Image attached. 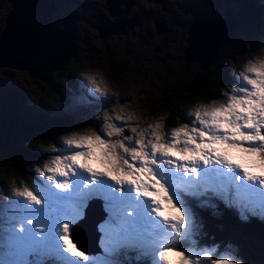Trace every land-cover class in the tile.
<instances>
[{"label":"snow or ice","instance_id":"snow-or-ice-1","mask_svg":"<svg viewBox=\"0 0 264 264\" xmlns=\"http://www.w3.org/2000/svg\"><path fill=\"white\" fill-rule=\"evenodd\" d=\"M89 79L104 96L107 88ZM223 95L198 105L190 123L169 133L158 131L164 128L158 121L151 132L131 127L139 138L124 136V127L105 113L103 135L64 136L63 154L0 200V264H171L169 253L179 258L176 264H240L231 245L224 251L200 246L195 209L219 215V200L241 220L248 214L264 219V60L249 61ZM233 150L248 159L237 163ZM94 199L108 213L100 226L102 256L81 250L72 237Z\"/></svg>","mask_w":264,"mask_h":264},{"label":"rangeland","instance_id":"rangeland-1","mask_svg":"<svg viewBox=\"0 0 264 264\" xmlns=\"http://www.w3.org/2000/svg\"><path fill=\"white\" fill-rule=\"evenodd\" d=\"M10 1L12 0H0V43H5L9 40L6 38L7 36H1V33L7 27L5 22L7 15L5 14V11L9 10L7 2ZM38 1L41 2L42 0ZM86 1L87 3L81 5L72 0H47L49 4L56 3L57 5L60 4L61 7L65 8L64 12L61 9L60 11H57L56 16L53 15V25L56 28H62L64 18L72 15V21H74L78 29L82 31V33L80 32L82 39L79 40V46L76 49L77 52L61 69H56L53 72L49 81H46L45 79L38 80L37 78H33L38 74L32 72L28 73L25 69H17L8 66H12L14 63L20 64L19 60H24L26 64H29L30 67L32 66L36 73H39L41 67L43 69V67L49 64L50 61L52 62L50 67H54L55 65L56 68L60 67L62 63V59L59 57L60 55L58 56V54L53 52L54 56L52 57L51 53L49 54L46 48L38 50V46H31L28 50L24 51H9L19 54L12 55L13 58L10 59V65L6 62L0 65V121L7 123L8 120L9 122L15 123L18 119L25 118L29 115L28 121H37L40 125V132L45 134L49 128L48 122L52 117L60 124L57 126V136L59 137V140H62V142L64 136L71 135L73 133L87 134L89 131H96L98 134L103 135L102 129L104 125L105 113H108L113 117L112 122L116 123L117 126L126 127L127 130H130L131 127H137L138 132L141 129H151L149 128V125H154L156 123V121H153V115L158 114H152V112H149L150 114H148V111L144 109V102L149 103V101H152L153 103L154 101H162L161 96L165 93L163 88H165L166 84L170 86L173 84L171 79H167L156 85H148V82L152 81L154 78L153 64L155 51L153 48L156 47L164 49L167 47L168 49H175V47H177L181 50L183 46L186 45L185 39L189 35V30L186 31L185 28V20L189 19L190 16L192 17L193 14L195 15L192 23L190 24L191 26L194 24L195 19L201 11H206L208 13L206 16L209 21L218 22L222 21V17L224 19L227 18L226 13L224 14V9L227 6L230 7V15L232 18L234 17L233 12H235L239 6V0H165L160 8V2L152 5L149 0H133L135 1V4L137 3L136 7H134L135 4L133 5L134 10L139 12L138 14L142 15V17L137 23L130 24L126 19L131 17L130 15L133 14V9L130 14V11L126 13L125 2L122 3L120 1L118 2V0H113L112 3L115 4L113 10L115 14L111 15L108 11L109 9L105 8L108 12H105V16H109L108 19H105V21L107 20V22H105L106 24L93 26L91 25V21L101 18L95 7H98L99 4L103 7L107 6L105 4V0ZM141 4H145L147 6H142ZM179 4L182 5L181 8H178ZM83 6L86 7L82 8ZM151 6H154V8ZM79 8H82L80 10L83 12V15H76L73 13L67 14V12L72 11L79 12ZM182 9L187 10L186 12H183ZM120 11L121 14L118 15ZM120 17L124 19H120ZM156 18H161L163 21H166L169 29L156 33L153 30L154 20ZM117 19H119V21ZM34 20L37 22L36 18H34ZM115 21H118L119 25L123 22L125 23L123 31L119 32L117 28L114 30L113 26L117 24ZM201 22H203V20H199L196 26H198ZM225 25L226 23L222 25V28H224ZM99 26L107 27L104 31L105 34L102 36L99 35ZM224 30L226 32L225 28ZM20 32V29H16L12 31V34L18 36ZM205 32L206 31L204 30L200 31L198 39H201L203 42L204 40H207L205 43L211 44V42H209V36L211 35L205 34ZM4 33L5 32H3V34ZM234 33L237 34L238 39L240 38L239 41L247 39V43L244 44L242 42V46L246 49L250 47L249 51L251 49H254L255 51L251 52L252 57H250L249 54L248 56L245 55L247 58L246 61L244 60L241 64L237 62V64L241 65L239 66V69L232 67L230 64H228V66H223L222 72L224 75L222 78L223 80L228 78V82L230 84L229 93L231 88L238 83L239 74L245 69L249 61L258 62L260 60H264V38L259 39L252 35L249 38L242 37L244 36V33L241 28ZM223 34L225 33L223 32ZM213 38L216 41L221 39L219 36L217 38L213 36ZM73 39L76 40V36H73ZM16 43L24 45L23 36H19ZM216 43L217 42L213 40V50L211 52H206L205 54L207 56L214 54L215 58L213 61L224 65L227 61L226 56H224V51L228 49L229 41L226 40L219 46H216ZM160 44H162V46ZM113 45H116L122 53L124 52L122 60L125 66L131 65L139 75H142L143 70H149L148 76L145 74L142 76V80L146 81L143 87H140L139 85L134 87L136 82L132 77L122 74V72L117 71L116 68H111V66L104 61V59L107 58L112 59L115 65L121 63L119 61L118 54L114 50H110ZM70 46V49L74 47V42ZM180 50L175 51L178 52ZM199 51L200 50L198 49H193L191 50V55L197 58L194 62L200 61L203 63L201 59L198 60ZM27 52H29L30 55L34 53V55L31 56L30 61L27 59V55H29ZM176 52H174L172 57L167 56L165 60H163L157 68V75H159L164 68L174 67L175 60H177ZM43 55H49L44 58L46 60L45 64L43 62ZM240 58L241 57L238 56L237 60ZM248 58H252V60H248ZM53 59L59 60L54 61ZM75 59H77V62ZM232 62L234 64V60ZM182 69V66H180L177 70ZM46 72H44V74ZM93 76L96 78L97 84L101 87V89L107 88L104 96H100L99 93L93 91L94 86L89 79ZM180 76L181 75H179V77ZM101 81H103V83H101ZM227 90L228 86L224 85L223 92L226 93ZM124 97H129L130 99L124 101L122 99ZM206 104V102L200 103V105ZM197 106L198 100H195L186 105L184 108L188 113H190L193 112ZM178 107L179 106L176 105V108ZM117 114L121 115L123 119L115 120L114 117ZM129 115L134 117L132 120L134 123L131 126H127L124 123V121L127 123L130 122L127 119ZM88 117L91 119L87 120ZM65 118L68 119V122L61 121H64ZM193 119L194 117L189 115V121L191 122ZM144 124H147L146 128H143L142 125ZM148 132H151V130ZM126 136H133L134 139L139 138L133 133H129ZM105 138L107 137L105 136ZM23 139H27V137L23 136ZM107 139L116 140L115 136ZM29 142L31 141L29 140ZM65 150L66 148L61 151L59 155L63 154ZM73 151H75V149ZM232 155L236 159L237 163H243L248 159L245 157V160L242 161L240 157L243 154L235 150H233ZM93 166L99 167L95 163H93ZM249 170L252 171L251 169ZM10 174L11 172L9 171L8 166L2 164L0 166V178L3 179L7 185V181L11 177ZM0 200L4 199L1 198ZM200 210L201 208L195 209L197 213ZM198 216L203 223V217L199 214ZM258 217L261 218L260 216ZM249 218L251 219V217ZM105 221L103 222V225L105 224ZM102 236L104 237V231ZM258 240H261V238ZM229 245L232 246L233 255L240 261V264H246L244 258L239 255L240 253L237 245ZM229 245L220 247V250L224 251V249H226ZM254 249L255 253L258 254L257 257L264 260V242L260 244L256 242V247ZM102 255L103 251L95 254V256ZM168 259L171 264H176L179 258L172 253H169Z\"/></svg>","mask_w":264,"mask_h":264},{"label":"trees","instance_id":"trees-1","mask_svg":"<svg viewBox=\"0 0 264 264\" xmlns=\"http://www.w3.org/2000/svg\"><path fill=\"white\" fill-rule=\"evenodd\" d=\"M264 0H239V6L236 12V18L238 25L236 29L230 33L227 37L228 49L224 51L226 56V63L224 65L192 60L195 58L190 56L189 43L186 40V45L176 52V59L174 67L164 68L162 72L158 73L157 68L165 60L167 56L172 57L175 49H159L154 47V64H153V80L148 82V85H156L164 80L171 79L173 84L170 86L165 85V93H163L162 101L144 102V109L148 111V114L152 112L158 115H153V121L162 122L164 125L160 131L169 133L171 129L179 127L181 124L190 123L189 113L185 110V106L189 103L198 100L200 103L206 102L210 104V101L219 100L224 98L223 87L228 86L226 93H229L230 84L228 78L223 80V66L230 64L234 68L241 66L240 64L247 58L248 54L251 56V52L255 51L251 49L249 51L242 46L247 43V39L239 41L237 34L234 32L242 30L245 38L252 36L259 39L264 38ZM8 9L5 14L13 9L12 1L7 2ZM7 18V16H6ZM241 25V27H240ZM153 30L157 32L156 21L153 25ZM162 46V44H160ZM110 50H114L117 54L118 51L113 45ZM220 52V50L218 49ZM249 51V52H248ZM110 56V55H109ZM238 56L241 58L239 60ZM73 57V56H71ZM111 57V56H110ZM121 63L116 64L112 59H104V61L116 68L117 71H121L124 75L132 76L136 85L143 87L146 81H143L142 76L149 75V70H143L142 75L136 73L135 69L130 65L127 66L129 71H126L123 64V55H118ZM71 60V58H70ZM74 60V59H73ZM77 62V59H75ZM231 60V61H230ZM234 60V64L233 61ZM252 60V58H248ZM81 61V60H80ZM230 61V62H228ZM236 61V62H235ZM79 62V60H78ZM240 63V64H237ZM198 65V66H196ZM182 66V70H177ZM12 67V66H8ZM27 72V70H25ZM116 71V70H115ZM157 75V76H156ZM179 75H181L179 77ZM42 80V79H40ZM153 82V83H152ZM131 97V96H129ZM122 98L127 101L130 98ZM176 105L179 107L176 108ZM150 112V113H149ZM29 115L25 118L18 119L17 122L4 123L0 121V166L2 164L7 165L9 168L10 179L7 181L8 185L0 178V199H5L11 194L13 187H22L24 184H29L33 179L38 177L36 168H42L46 162H49L53 157L59 155L66 146L63 145L62 140H59L57 136V129L60 124L58 121L50 118L48 124L49 128L45 134L40 132V125L37 121H28ZM91 118L88 117L87 120ZM62 122H68V119L61 120ZM30 123V124H28ZM127 126L133 125L131 120L129 123L124 121ZM147 124L142 125L146 128ZM124 136L131 133V129L127 130L124 127ZM150 131L151 129H146ZM26 136L27 139H23ZM109 138V137H107ZM116 137L115 139H120ZM29 140L31 142H29ZM25 141V142H24ZM39 147V148H38ZM54 149L58 151H54ZM203 213L202 234L197 236L198 243L202 247H209L212 245H219L220 247L235 244L237 245L239 255L244 258L246 264H264V260L257 257L255 253L256 242H264V222H259L255 219H251L247 222L233 219L232 212L228 210L222 211V216L218 218L214 216L210 210H205ZM209 215V216H208ZM237 221V222H236ZM261 240H258L260 239ZM130 257H134L135 253H129ZM246 258V259H245ZM131 264H137L135 259L131 261Z\"/></svg>","mask_w":264,"mask_h":264},{"label":"water","instance_id":"water-1","mask_svg":"<svg viewBox=\"0 0 264 264\" xmlns=\"http://www.w3.org/2000/svg\"><path fill=\"white\" fill-rule=\"evenodd\" d=\"M112 1L113 0H106V4L108 6L110 14L114 15L115 12L113 9H114L115 4H113ZM119 1L122 3L125 2V7H126L125 12L127 13L130 9V5L133 3V0H118V2ZM154 1L160 2L162 4L164 3L165 0H154ZM27 2H30L28 3V5H31V9L23 7ZM12 4H13V9L8 12L7 18L5 19L6 26H7L6 29L3 31L5 33L4 34L3 32L1 33V36H7L6 38H8L9 40L6 41L5 43L3 42L0 43V65H2L4 62L10 65L9 62L11 61L10 59L13 58L12 55L19 54L16 52H9V51H19V50L24 51V50H28L31 47V46L28 48L25 47V36H23L24 45L17 44L16 42L19 39V36L12 34L13 30L20 29L22 32V31H27L30 28L35 29L38 25L41 24V20L43 18H45L48 15H53L54 11L56 10V3L49 4L47 0H42L41 2H39L38 0H12ZM25 10H29L32 13L33 17L26 15L24 13ZM120 14H121V11L120 13H118V15ZM71 16L72 15H69L66 18H64L63 26H65L66 25L65 23L69 21V29H66L69 31H66L65 33L63 32L65 30L62 29L63 26L62 28H55L53 24L48 23L47 24L48 31L51 33L50 37L47 40L49 43L46 46H42V45L39 46V49L46 48L49 54L51 53L52 57L54 56L53 55L54 53L58 54V56L60 55L59 57L62 59V63L60 67L56 68L55 67L56 65L54 67H50L52 63L50 61V63L45 65L43 69L41 67L39 73H36L33 70L32 66L30 67L29 64H26L24 60L23 61L19 60L20 64L18 63L12 64V67L17 68V69H23V70L25 69L27 70L28 73L32 72V73L38 74L37 76L35 75V77L33 76L31 77L42 79V80L45 79L46 81H48L51 74L56 69H61L66 63H68L71 56H73L77 52L76 49L79 46V40L82 39L80 31L78 30L75 22L72 21ZM34 18L36 19L38 18L37 22H35ZM229 18H230L229 21L225 19V20L218 21V22H212L207 19L206 13L198 14L194 22L195 25L194 24L192 26L190 25V28L188 31L189 35L187 37V41L189 43L188 50L190 51L189 53L190 56H192L191 47H198V50H200L198 60L201 59L205 63H213V59L215 58V55H214V58L204 59L205 57L204 54L206 52H211L214 47L211 46L210 49L206 50V48H204L203 46H204L205 41L207 42V40H204L203 42L201 39H198L197 37L200 31H203V30L206 31L205 34L211 35L209 36V39H214L213 38V36L215 37L214 33L220 32L221 35H219V38H221L223 35L224 36L219 41H216L215 39L214 41L218 42L216 46L221 45L227 40L228 35L232 33L238 25V20L235 16L233 18L230 16ZM39 19H40V22H38ZM117 20L119 21V19ZM126 20L130 24L133 23L132 19L131 20L126 19ZM197 20L198 21L203 20V22H201L198 26H196V24H198ZM118 21H115V23L117 24L113 27H114V30L115 28H117L118 31L121 32L125 28V23L123 22L121 25H119ZM225 23L226 25L224 28L226 29V32L224 28H222L223 27L222 25H224ZM40 26H43V25H40ZM218 26L220 29L218 28ZM156 27H157V31L159 32L160 30L164 28V22L163 21L156 22ZM106 29H107L106 26H99V30H100L99 35L102 36L103 34H105L104 31ZM223 32L225 34H223ZM67 34H70V37H67L66 36ZM73 36H76V40L73 39ZM73 42H74V47L70 49L71 47L70 45ZM201 42L202 44H200ZM36 45L34 46L36 47ZM32 55H34V53ZM47 56L49 55H46V56L43 55L42 57L44 59ZM191 59L194 60L197 58H191ZM53 60L58 61L59 59L58 60L53 59ZM43 62L45 64L46 60L44 59ZM45 69L47 70V72ZM44 72L46 73L44 74ZM107 217H108V213L105 211L104 202L102 200L94 199L89 202L88 207L84 210V218L80 220L72 229V237H73L74 242L77 243L78 248L85 251L86 253H91L93 255L100 252L101 250L100 245H99V242L101 239L100 226Z\"/></svg>","mask_w":264,"mask_h":264},{"label":"bare ground","instance_id":"bare-ground-1","mask_svg":"<svg viewBox=\"0 0 264 264\" xmlns=\"http://www.w3.org/2000/svg\"><path fill=\"white\" fill-rule=\"evenodd\" d=\"M28 3H30V2H27L23 7L24 8H28V9H31V5H28ZM24 13L26 14V15H28V16H30V17H33V15H32V13L29 11V10H25L24 11ZM230 16L227 14V18H226V20H230V18H229ZM38 19V18H37ZM121 19V18H120ZM38 22H40V19L38 20ZM48 23H50V24H53V15H48V16H46L45 18H43L42 20H41V24L40 25H43V26H40V25H38L35 29H33V28H30V29H28L27 31H22V32H20L19 34H18V36H25V47L26 48H28V47H30V46H34V45H36V46H38V50H40L39 49V46H46L49 42L47 41L48 40V38L50 37V35H51V33L48 31ZM231 23V22H230ZM76 24V23H75ZM54 26V25H53ZM66 29H69V21L66 23V25L64 26V28H63V30H65V31H63L64 33L66 32V31H69V30H66ZM220 29V28H219ZM81 34V33H80ZM214 35H215V37H218L219 35H220V32H215L214 33ZM67 37H70V34H67L66 35ZM198 38V37H197ZM213 40L214 39H209V42H211V44H206V43H204V48H206V50H208V49H210V47L212 46L213 47ZM218 43V42H217ZM216 43V44H217ZM200 44H202V42L200 43ZM215 44V45H216ZM51 45V44H50ZM214 45V46H215ZM49 46V45H48ZM193 49H198V47H191V50H193ZM27 54H29V52H27ZM205 55V57H204V59H209V58H214V54L213 55H211V56H207L206 54H204ZM31 56H32V54L30 55H27V59H28V61H30V58H31ZM53 74V73H52ZM52 74H51V76H52ZM50 76V77H51ZM50 77H49V79H50ZM38 80H40V79H38ZM49 81V80H48Z\"/></svg>","mask_w":264,"mask_h":264},{"label":"flooded vegetation","instance_id":"flooded-vegetation-1","mask_svg":"<svg viewBox=\"0 0 264 264\" xmlns=\"http://www.w3.org/2000/svg\"><path fill=\"white\" fill-rule=\"evenodd\" d=\"M72 1H74V2H77V3H79V4H81V5H83L84 3H87V1L86 0H72ZM150 2H151V4L153 5V4H155V3H157V2H155L154 0H149ZM105 4H106V0H105ZM135 1H133V3L130 5V9H129V14L131 13V11H132V9H133V14L132 15H134V16H132V15H130L131 17H128V19L130 18V19H132L133 20V23H137L140 19H141V17H142V15H139L138 13L139 12H137L136 10H134V7H136V5H137V3L135 4ZM133 5H134V7H133ZM142 6H147V5H145V4H141ZM106 6H107V4H106ZM181 6L182 5H178V8H181ZM86 6H83L82 8H85ZM121 7H122V5H121ZM151 7H153L154 8V6H151ZM162 7V4L160 3V8ZM82 8H79V10L80 9H82ZM96 9H97V11H98V14L101 16V18H99V19H95V20H92L91 21V25H93V26H97V25H100V24H106L105 22H107V20L105 21V19H108V17L107 16H105V12L106 13H108L107 12V10H105V8H107L108 9V6L107 7H103V6H101L100 4L98 5V7H95ZM62 9V11L64 12L65 11V8H63V7H61L60 6V4H56V10L54 11V13H53V15L54 16H56V13H57V11H60ZM186 10L187 9H182V11L183 12H186ZM81 11V10H80ZM74 12V11H72V12H67V14L68 13H73V14H76V15H83V12L81 13V12ZM109 11V10H108ZM236 12H237V10L235 11V12H233L234 13V15L233 16H235L236 17ZM110 13V12H109ZM200 13H206V14H208L206 11H201ZM199 13V14H200ZM226 13V16H227V14L229 15V16H231L230 14H231V10H230V7L229 6H227L225 9H224V14ZM195 14H196V12H195ZM109 15V14H108ZM194 14L192 15V17L190 16V18L189 19H187V20H185V28H186V31L187 30H189V28H190V24L192 23V20H193V18H194ZM224 16V15H223ZM222 20H225L223 17L221 18ZM154 21H156V22H162L163 20L160 18V19H155ZM164 22V28L162 29V30H160L159 32L157 31L156 33H160L161 31H166L167 29H169V27L167 26V23H166V21H163ZM77 26V25H76ZM55 27V26H54ZM240 27H241V25H240ZM56 28V27H55ZM78 28V27H77ZM79 30V29H78ZM81 33H82V31L81 30H79ZM186 40H187V38H186ZM115 47H116V49H117V51H118V55H123L124 54V52L122 53L118 48H117V46L116 45H114ZM175 50H180L179 48H177V47H175ZM174 52H176V51H174ZM127 58V57H126ZM123 59V58H122ZM121 59V60H122ZM128 65H126L125 66V69H126V71H129V68L127 67ZM196 66H198V65H196ZM130 77H132V76H130Z\"/></svg>","mask_w":264,"mask_h":264},{"label":"clouds","instance_id":"clouds-1","mask_svg":"<svg viewBox=\"0 0 264 264\" xmlns=\"http://www.w3.org/2000/svg\"><path fill=\"white\" fill-rule=\"evenodd\" d=\"M253 172H256L257 174H260V169H258V168H250ZM264 191V190H263ZM190 199H192V198H190ZM203 199H204V197H203ZM218 204H219V208H220V210H221V213H222V211L223 210H228V211H230V212H232V214H233V219H235V220H240V221H243V222H247V221H249V220H251V219H255V220H257V221H259L258 219H256V218H248L247 220H241L240 219V216H239V214H238V211L235 209V208H228V207H226L225 206V204L222 202V201H219V200H217L216 201ZM107 219V218H106ZM105 219V220H106ZM104 220V221H105ZM103 221V222H104ZM103 222H102V224L101 225H103ZM237 222V221H236ZM259 222H261V221H259ZM100 231H101V239H100V242H99V245H100V248H101V250H100V252L101 251H103L102 250V247H101V240H102V238H103V231L100 229Z\"/></svg>","mask_w":264,"mask_h":264}]
</instances>
